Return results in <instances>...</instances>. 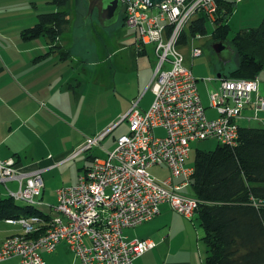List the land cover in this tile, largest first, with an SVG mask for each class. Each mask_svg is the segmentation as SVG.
I'll use <instances>...</instances> for the list:
<instances>
[{"label": "built area", "instance_id": "1", "mask_svg": "<svg viewBox=\"0 0 264 264\" xmlns=\"http://www.w3.org/2000/svg\"><path fill=\"white\" fill-rule=\"evenodd\" d=\"M216 9L217 0H166L152 7L140 0H123V24L134 29L138 51L154 45L153 100L142 110L139 98L134 99L121 118L127 121L128 131L116 138L105 157H94L75 183L56 189L53 216L48 220L38 214L6 219L20 224L22 232L0 240V261L16 256L19 264H44L40 250L50 253L65 243L81 264H132L155 242L128 238L126 228L158 215L162 203L186 218L195 213L196 197L179 192L189 185L193 172L186 164L190 143L216 138L222 144L235 145L239 120L258 119L257 112L264 109L256 78L221 79L207 92L209 107L216 111L212 117L201 103L197 77L183 64L176 46L193 19L204 15L212 22ZM194 36L200 38L198 33ZM201 52L199 46H192L191 58ZM247 106L252 109L248 116L243 113ZM156 127L163 128L162 135L154 133ZM105 133L87 137L75 154L97 146ZM154 165L167 166L171 176L158 182L148 171ZM41 173L42 169L20 170L14 159L0 158V182H16L15 191L5 186L7 195L16 201L38 204ZM172 177H182V182L173 184Z\"/></svg>", "mask_w": 264, "mask_h": 264}, {"label": "crops", "instance_id": "2", "mask_svg": "<svg viewBox=\"0 0 264 264\" xmlns=\"http://www.w3.org/2000/svg\"><path fill=\"white\" fill-rule=\"evenodd\" d=\"M23 1L31 3L30 13L14 16L19 12L20 3ZM51 1L0 0V158L14 159L16 166L23 171L42 169V181L46 173H53L66 163L73 162L72 166L75 168L72 176L76 180L78 174L90 165L94 157L105 153L107 149L111 150L115 138L128 131L127 121L121 118L130 108V101L139 98L138 107L142 110L151 104L153 92L150 81L155 58L153 72L147 82L139 84L135 94L122 95V103L118 104L117 110L112 111V117L106 120L105 96L108 91L104 88L90 91L89 51L82 48L81 43L85 37L75 39L65 34L67 20L62 25V31L54 39L46 33L26 36L22 32L23 29L33 26L38 21L39 14L44 13H39L36 2L50 7ZM240 1L245 5L254 1L261 3L264 0ZM53 6L62 9L49 12L64 11L66 8V4L53 3ZM9 12L13 13L12 17L8 16ZM263 13L258 14V17L261 18ZM186 40L185 35L180 42ZM109 43L114 49L112 53H120L119 59L111 65L116 71L124 74L133 71L136 58L140 64L151 56L147 48L149 44L138 51L135 35L133 43L137 53L134 49V53L127 51V45L121 44L117 36ZM107 55L110 57V53ZM74 58L81 62L76 67L73 66L76 64ZM184 65L191 70L193 68L192 64ZM231 69L217 72L209 83L204 82V76L197 75L202 72L196 73L192 70V73L196 74L193 73L197 77L198 93L208 116L212 117L216 111L209 107V102L204 105L200 93L206 88L207 95L209 90L219 85L221 79L228 78V71ZM74 71L76 75L73 74ZM259 78L261 79L258 90L264 95V73H260ZM96 83L99 86V83ZM207 109L213 111V115H209ZM251 112L249 106L243 110L246 116ZM260 112V116H257L264 122V111ZM122 122L126 124L118 132ZM103 132L106 133L99 140V146H91L75 154L87 137H95ZM163 132L161 127L154 129L157 135H162ZM0 184H3L0 186V197L8 196L5 188L8 187L7 182ZM39 201L36 206L44 214L53 216L54 211L50 205L56 202V194L45 190L44 182ZM41 204H45L48 210L42 209ZM193 216H196L199 223L196 212L187 219L174 212L167 203H162L158 215L135 227L126 228L125 235L128 238H151L156 242L152 249L143 253L132 264H204L206 247L202 240L203 229ZM50 217L47 216V220ZM20 232V224H11L6 219L0 220V240ZM40 254L44 264H81L65 243H59L50 253L40 250ZM0 264H19V258L14 256L0 261Z\"/></svg>", "mask_w": 264, "mask_h": 264}, {"label": "trees", "instance_id": "3", "mask_svg": "<svg viewBox=\"0 0 264 264\" xmlns=\"http://www.w3.org/2000/svg\"><path fill=\"white\" fill-rule=\"evenodd\" d=\"M236 3L217 0L212 38L215 43L228 41L236 51L237 63L228 78H256L264 69V16L256 27L240 29L228 38V20ZM66 20V10L40 13L38 21L22 32L26 36L46 33L54 39ZM205 21L204 15L193 19L191 33L204 32ZM185 35L184 31L180 41ZM192 167L189 186L198 200L195 212L203 229L204 264H264V126L239 125L235 145L218 143L212 150L197 149ZM21 211L45 220L50 217L36 205L0 197V220L19 217Z\"/></svg>", "mask_w": 264, "mask_h": 264}, {"label": "rangeland", "instance_id": "4", "mask_svg": "<svg viewBox=\"0 0 264 264\" xmlns=\"http://www.w3.org/2000/svg\"><path fill=\"white\" fill-rule=\"evenodd\" d=\"M233 1H236L237 3L233 13L230 15L228 20L230 26L228 38H230L233 34H235L236 31L240 29H245L248 27H256L261 22V19L264 16L263 13L261 18L258 17V14H262V12H264L263 11L264 1H262L261 3L259 2L257 3L254 1L245 5H243L242 1H237V0H233ZM36 6L39 9V13L49 12L54 9L56 10L62 9V7L54 8L53 4H51L49 7L48 5L42 2H36ZM86 7H87V0H67L65 10L67 13L68 25L65 34L75 39L85 37V39L81 43L83 45L82 48L87 49L89 51L88 81L90 83V91L94 89L101 90L102 88L108 91V94H106L105 96V101H106L105 119L108 120L113 115L112 111L117 110L118 104L122 103L123 101L122 95L126 96V95L135 94V90L137 89L138 85L143 82L144 83L147 82V80L149 79V77L153 72V58H155V62H156L157 56L154 51V45L149 44L147 48L149 49V54L151 56L148 58L147 61H143L139 64V61L136 58L133 64V71L129 74H124L118 70L116 71L111 64L119 59L120 53L118 52L112 53L114 49H112V46L109 42L115 40L117 36V40L121 41V44L127 45L128 47L127 51L130 50L131 52H133L134 49V52H136L133 43L135 31L132 28L126 27L122 23L121 13L119 15V20L115 24H112L107 27L102 26L100 23H98L95 12L89 16L86 15L87 13ZM31 8L32 6L30 2L23 1L20 3L19 12L17 13V15L14 16H18V14L20 13L29 14ZM8 16L12 17L13 13L9 12ZM114 31L116 34L114 33ZM212 31H213L212 23L209 20H206L205 31L198 33L200 35V38H197L194 36V34L196 33L192 34L191 31L189 30V26L187 25L185 27V32L187 33V40L185 42H179L176 46L178 51L182 53L185 59V61H183V64L185 63L192 64L193 66L192 70L194 69L196 73L202 72L201 74H197L198 76L201 77L204 76V77L213 78L217 72L227 71L228 69L234 68L237 63L236 51L230 48L229 44H228V48H222L220 52H217L214 49L213 47L214 40L212 38ZM192 46H199L202 52L199 56L191 59L190 49ZM78 48L79 47L77 46L76 49ZM108 53H110V57L107 55ZM136 53L134 54L135 57L137 56ZM73 61L76 62V64L73 65L74 67H76L79 63H81L79 59L74 58ZM82 66L85 67L84 64ZM260 73H264V70L262 69ZM260 73L257 75L258 80L256 78L257 83H260V79H261L259 78ZM73 74L76 75L75 71L73 72ZM96 82L99 83V86L97 85ZM100 84H102V86ZM258 89H259V84H258ZM200 94L202 97V101L204 102V105H207L208 101L206 95V88H203ZM258 94L260 96H264L259 93V90H258ZM253 99H254V93L251 96V100ZM130 103L132 102L130 101ZM207 110L209 115H213V111L211 110L209 111V109ZM260 111H264V109L259 110L257 112L258 116H260L261 114ZM107 112H109V114ZM125 124H126L125 122H122L119 130L117 131L120 132V129H122ZM239 124L241 126H255V127L264 126V122L260 119V117L258 119H252L251 121L241 119L239 120ZM218 143L220 142L216 138H208L205 140H196L191 142L189 149L190 158L187 159L188 161H186V164L188 166H193L194 156L197 149L212 150L216 147ZM105 156L106 153L98 155V157L100 158H103ZM72 163L73 162L66 163L60 169L56 170L53 173H46L43 176L44 179L43 182L45 183V190H47L50 193H55L56 192L55 190L58 187L63 185L68 186V184L70 185L75 183L76 180H74V177L72 176V172L75 166H72ZM148 171L158 182H162L164 179L171 176L169 168L165 165L151 166L148 168ZM8 181L6 182L9 189H11L12 191L16 190L17 188L16 182L11 180ZM181 182H182V177H172L173 184H180ZM1 185L3 186V184H0V186ZM179 192L183 194L191 195V187L189 185H184L179 189ZM38 197L36 198V201H38ZM17 202L19 204H24V202L18 200ZM39 203L40 201L38 202V204ZM52 203H54V201ZM52 205H50L51 208ZM40 207L44 210H48V207L45 204H41ZM19 215L22 217V216H26L27 214L24 211H21ZM193 219L196 220V216H193Z\"/></svg>", "mask_w": 264, "mask_h": 264}, {"label": "water", "instance_id": "5", "mask_svg": "<svg viewBox=\"0 0 264 264\" xmlns=\"http://www.w3.org/2000/svg\"><path fill=\"white\" fill-rule=\"evenodd\" d=\"M152 7L166 0H140ZM123 0H87V13L89 16L95 12L98 23L102 26H110L119 20ZM214 49L220 52L222 48H228V43L223 41L214 42Z\"/></svg>", "mask_w": 264, "mask_h": 264}, {"label": "flooded vegetation", "instance_id": "6", "mask_svg": "<svg viewBox=\"0 0 264 264\" xmlns=\"http://www.w3.org/2000/svg\"><path fill=\"white\" fill-rule=\"evenodd\" d=\"M120 13L123 14V5H122V9H121V12Z\"/></svg>", "mask_w": 264, "mask_h": 264}]
</instances>
